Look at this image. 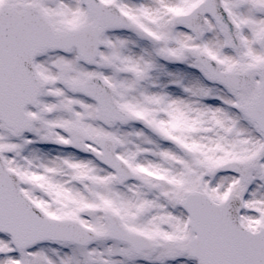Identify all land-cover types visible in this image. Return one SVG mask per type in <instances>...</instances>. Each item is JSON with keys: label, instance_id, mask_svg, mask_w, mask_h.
<instances>
[{"label": "snow or ice", "instance_id": "1", "mask_svg": "<svg viewBox=\"0 0 264 264\" xmlns=\"http://www.w3.org/2000/svg\"><path fill=\"white\" fill-rule=\"evenodd\" d=\"M0 264H264V0H0Z\"/></svg>", "mask_w": 264, "mask_h": 264}]
</instances>
